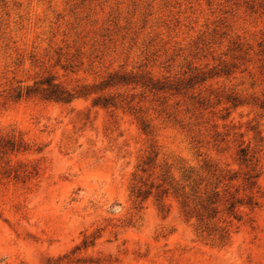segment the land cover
<instances>
[{"label":"rangeland","instance_id":"1","mask_svg":"<svg viewBox=\"0 0 264 264\" xmlns=\"http://www.w3.org/2000/svg\"><path fill=\"white\" fill-rule=\"evenodd\" d=\"M263 46L264 0H0V139L22 146L0 153V264H264ZM114 72L203 81L111 89L107 108L7 98ZM240 148L257 160L251 190ZM213 167L239 177L220 197L256 203L238 221L200 209Z\"/></svg>","mask_w":264,"mask_h":264},{"label":"trees","instance_id":"2","mask_svg":"<svg viewBox=\"0 0 264 264\" xmlns=\"http://www.w3.org/2000/svg\"><path fill=\"white\" fill-rule=\"evenodd\" d=\"M260 54L264 56V46L260 51ZM203 80H198L193 84L187 87L184 85V82L177 81V82H170V81H157L153 80L151 77L146 76L145 74H127L122 72H114L108 74L104 79L100 80L97 83L93 84H85L80 85L76 88H67L62 84L58 83L54 76L46 75L38 78L37 80L33 81L31 85L27 86H15L10 89L7 98L10 101H18L21 98H37L43 101H49L54 103L60 104H70L73 101L79 99H86L91 95H95L92 99V106L93 107H116L118 104L117 98L112 95H103L105 91L111 89H117L125 86L132 85L133 87H140L144 90L149 92H156V93H167L173 92V94H181L187 88H192L195 83L202 82ZM228 102L231 103L232 107L240 106L243 101L239 100L237 97H231L228 99ZM247 104V103H246ZM253 105L261 112H264V97L262 100L253 103ZM226 117V116H225ZM141 131L149 135L152 133L150 127L141 122ZM218 135V134H215ZM216 141V140H214ZM22 148L20 143H15L13 141H3L0 139V153H6L7 151H19ZM257 162L254 159V156L250 154V151L247 148H240L237 153V159L239 165H244L249 170L243 174L242 180V189L251 190L256 185V180L259 174L255 170V166L252 164V161ZM207 167V164H204ZM211 167V166H209ZM192 173V172H190ZM211 176L216 180V183L213 187V191L210 195H207L204 200L200 201V209L208 213L206 218L208 217H215L219 211L218 206H224L225 211L227 212L228 216L232 217L233 219L239 220V216L235 212V208L237 206L246 205L248 207L256 206V203L253 201L252 197L248 196L246 201L244 202L243 199L235 197L233 194H228V197H220V192L217 190L218 185L222 184V182H226L228 184L231 181L238 180L239 177L236 173H231L229 170L223 171L219 170L216 167H213ZM186 180L190 183H193L192 187L196 188L197 183L191 180V175L185 176ZM192 187L191 190L193 189ZM223 191H226L225 189ZM143 194V195H142ZM150 193L149 192H137V198L143 196V199L146 198ZM203 202L206 204L204 205ZM183 206H185V203ZM187 217H192V213H185ZM198 220L203 218V214L196 213L194 215Z\"/></svg>","mask_w":264,"mask_h":264}]
</instances>
